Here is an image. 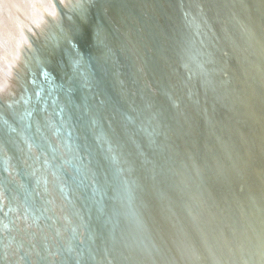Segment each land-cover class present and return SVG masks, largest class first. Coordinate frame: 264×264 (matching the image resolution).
<instances>
[{
    "label": "bare ground",
    "instance_id": "obj_1",
    "mask_svg": "<svg viewBox=\"0 0 264 264\" xmlns=\"http://www.w3.org/2000/svg\"><path fill=\"white\" fill-rule=\"evenodd\" d=\"M260 24L264 0H0V264H264Z\"/></svg>",
    "mask_w": 264,
    "mask_h": 264
},
{
    "label": "water",
    "instance_id": "obj_2",
    "mask_svg": "<svg viewBox=\"0 0 264 264\" xmlns=\"http://www.w3.org/2000/svg\"><path fill=\"white\" fill-rule=\"evenodd\" d=\"M57 4V3H56ZM58 6V5H57ZM261 23V22H260ZM261 25V24H260ZM261 27H264L263 25H261ZM92 48V47H91ZM147 53V52H146ZM102 61L103 62H98V64H100V65H102L103 66V68L101 69V71L102 72H104V70L105 69H107V68H109V65L108 64H106L105 65V62H104V59H102ZM146 77H148V75H147V73L145 74V78ZM153 85V84H152ZM145 86H147L148 88H149V90H151L150 88H151V86L149 85V84H145ZM120 87L121 88H123V90H125V92L128 94V93H132L131 92V90H130V87H129V85H128V83L127 82H125V81H123V85H120ZM118 89V88H117ZM117 89L116 90H114V89H112L113 91H114V93H115V95H114V99H117V100H120L121 101V99L120 98H122V96L118 93L119 91H117ZM150 92V91H149ZM150 94H153L152 92H150ZM155 94L157 95V92H155ZM129 95V94H128ZM61 98H63V97H61ZM127 102H129L130 100H129V98H127V100H126ZM65 103L66 102H64L62 105H59L58 107L60 108V107H63L64 105H65ZM66 106H67V109L70 107V105H69V103L67 104L66 103ZM127 106V105H126ZM130 107H131V105L129 106V108L128 109H130ZM75 108H76V106H75ZM109 108V107H108ZM74 122H75V120L73 119L72 120V118H67L66 119V122L64 123V126H62V124H59V123H56V124H58L59 125V131L61 132V134H62V136L64 135L65 136V142L68 144V146L69 145H72L73 146V142H72V135H70L71 133H70V131L68 130V129H70V126H75V128H76V125L74 124ZM110 130V129H109ZM58 131V132H59ZM95 140H97V139H95ZM115 143H116V139H115ZM190 143H193V141H192V139H191V141H190ZM112 146H114L115 144L113 143V144H111ZM77 147L79 148V146H78V143H76V146H75V149H77ZM193 149L195 150L196 149V147H193ZM74 151V150H73ZM102 153H103V151L104 150H100ZM193 152H195V151H193ZM83 153H84V156H86V157H81V160L84 162V160L86 161V163H87V156L89 155L88 153V151L87 150H85L84 149V151L82 152V155H83ZM89 166H90V164L89 163H87ZM91 167V166H90ZM2 168V166L0 165V169ZM83 168L84 169H86V165H85V163H83ZM87 170V169H86ZM91 171H93V169L91 168ZM60 172H62V173H65L64 172V170L61 168L60 169ZM75 172V171H74ZM75 176V175H74ZM65 178H68V174H66L65 175V177H64V179ZM91 178H92V180H94V175L93 174H91ZM68 180V179H67ZM66 183H68L69 184V182H67V181H65ZM82 185H83V188H81V189H79V192L81 193V194H84L85 193V190L83 191V189H88V190H91L92 189V187H93V183H92V181H88L86 184L82 181ZM61 187L63 188V185L61 184ZM69 187V186H68ZM77 187H75V186H73V188H72V186H71V189L73 190V191H75V189H76ZM88 192V191H87ZM81 215H82V213H81ZM83 222H84V220L82 219V224H83ZM84 227V226H83ZM70 235H71V239H72V242H71V245H70V243H68L67 244V246L70 248L72 245H73V248L74 249H76V248H78L80 245H82V244H84L83 243V239H84V236H82V238H81V240L79 241V239H78V233H77V230H74V229H72L71 231H70ZM195 257V256H194ZM197 258H198V256H197ZM63 260H65V261H67V258H64ZM200 261V260H199ZM198 262V261H197ZM134 264H137V263H134Z\"/></svg>",
    "mask_w": 264,
    "mask_h": 264
}]
</instances>
